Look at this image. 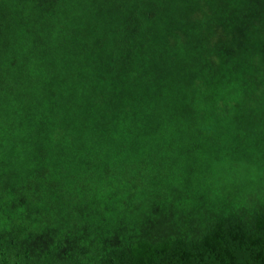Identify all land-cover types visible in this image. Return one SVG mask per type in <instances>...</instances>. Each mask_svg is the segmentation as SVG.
Returning a JSON list of instances; mask_svg holds the SVG:
<instances>
[{"label":"trees","instance_id":"1","mask_svg":"<svg viewBox=\"0 0 264 264\" xmlns=\"http://www.w3.org/2000/svg\"><path fill=\"white\" fill-rule=\"evenodd\" d=\"M0 264H264V0H0Z\"/></svg>","mask_w":264,"mask_h":264}]
</instances>
